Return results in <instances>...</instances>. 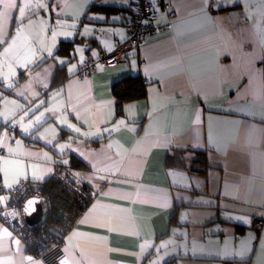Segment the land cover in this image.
<instances>
[{
	"label": "crops",
	"instance_id": "0c3cea01",
	"mask_svg": "<svg viewBox=\"0 0 264 264\" xmlns=\"http://www.w3.org/2000/svg\"><path fill=\"white\" fill-rule=\"evenodd\" d=\"M133 6L0 0V212L57 167L93 194L38 254L0 214V264H264V0H153L156 30L126 65L107 64L99 52L127 40ZM62 41L75 42L69 55L56 54ZM128 76L147 94L119 114L111 87ZM14 117L20 134L1 128ZM175 148L186 167L205 152L206 172L168 168Z\"/></svg>",
	"mask_w": 264,
	"mask_h": 264
},
{
	"label": "trees",
	"instance_id": "16d2710c",
	"mask_svg": "<svg viewBox=\"0 0 264 264\" xmlns=\"http://www.w3.org/2000/svg\"><path fill=\"white\" fill-rule=\"evenodd\" d=\"M141 4L142 0H134L133 16L125 23L128 38L123 45L130 41V29L137 19V9ZM74 45V41H62L59 48L56 50V54L69 55L71 50L74 49ZM141 46L135 47L132 50H137ZM99 53V58L101 60L102 55L106 53L101 51ZM49 59H47L46 62ZM90 66V61H82L80 63L78 74L80 76L87 75L90 72ZM37 67L38 66H35V68L32 67V69H36ZM68 78L69 76L65 67L58 68L54 73L51 85L53 87H58L65 83ZM111 90L116 98V111L120 114L125 102L146 97L147 83L141 76H128L114 82ZM43 93L45 92L43 91ZM1 128H3V130L14 132L15 134H20V120L19 118L14 117L9 123L2 125ZM186 152L187 150L177 148L172 149L167 155L165 165L168 168L189 169L192 172L205 173L208 168L205 152L194 151L196 157L191 161L189 167H186L183 162V156ZM71 169H84V164H82L80 160L73 158L72 163L70 164V170ZM57 170L60 171V168L57 167ZM60 173L63 177L68 179L69 184L71 185L70 190L63 185L61 180L56 178H50L41 184H37L35 188V190L38 191L37 193L39 197L48 204L47 211L42 226L30 229L28 234L24 237V241L29 249L37 254L59 245L64 236L75 224L80 212H82L83 208L93 198V194L90 190L85 187L83 183H80L71 177L69 172L66 173L60 171ZM239 232H242V228H239Z\"/></svg>",
	"mask_w": 264,
	"mask_h": 264
},
{
	"label": "built area",
	"instance_id": "2783aa9c",
	"mask_svg": "<svg viewBox=\"0 0 264 264\" xmlns=\"http://www.w3.org/2000/svg\"><path fill=\"white\" fill-rule=\"evenodd\" d=\"M137 19L134 22V25L131 27V38L130 41L122 45L116 52L110 54L102 55V60L107 64H127V54L133 48L139 47L142 45L146 35L154 32L156 28L152 25V21L155 20L156 14L152 9V0H142V4L137 9ZM2 152L0 151V154ZM54 178L62 181L63 185L70 190V184L67 178L63 177L59 170L56 169L54 173ZM36 186L29 183H22L18 186L12 194H10L8 199V212H0L1 217L11 226V228L19 235L22 239L30 231V227L27 226L22 213V204L23 202L34 195H38V191L35 190ZM32 195V196H31ZM44 219V218H43ZM41 224L38 226H42Z\"/></svg>",
	"mask_w": 264,
	"mask_h": 264
},
{
	"label": "water",
	"instance_id": "95a60500",
	"mask_svg": "<svg viewBox=\"0 0 264 264\" xmlns=\"http://www.w3.org/2000/svg\"><path fill=\"white\" fill-rule=\"evenodd\" d=\"M22 214L26 224L31 228L38 227L44 215V203L40 197H29L22 205Z\"/></svg>",
	"mask_w": 264,
	"mask_h": 264
},
{
	"label": "rangeland",
	"instance_id": "374dc122",
	"mask_svg": "<svg viewBox=\"0 0 264 264\" xmlns=\"http://www.w3.org/2000/svg\"><path fill=\"white\" fill-rule=\"evenodd\" d=\"M24 27H25V24H21L20 25V27H19V29L17 31L18 35H17L16 39L13 42L11 41V43L7 46V47H10L11 48L10 50H12V53L10 55L11 57H15L16 55L19 54V48H21V46L18 45V41H20L24 36H26V33L25 32L27 31V28H24ZM15 28H17V26ZM20 71L21 70H18V72L16 73V77L18 79L19 78H22V76H23V74L20 73Z\"/></svg>",
	"mask_w": 264,
	"mask_h": 264
}]
</instances>
